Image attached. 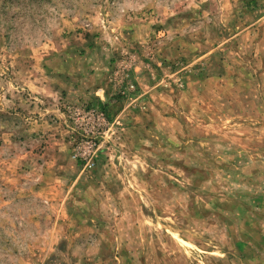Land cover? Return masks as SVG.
Here are the masks:
<instances>
[{"label": "rangeland", "instance_id": "obj_1", "mask_svg": "<svg viewBox=\"0 0 264 264\" xmlns=\"http://www.w3.org/2000/svg\"><path fill=\"white\" fill-rule=\"evenodd\" d=\"M0 264H264V0H0Z\"/></svg>", "mask_w": 264, "mask_h": 264}]
</instances>
